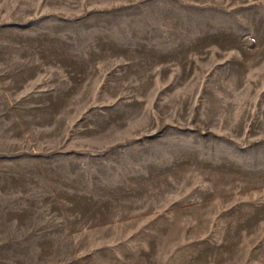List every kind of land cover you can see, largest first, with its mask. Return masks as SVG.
<instances>
[{
    "label": "rangeland",
    "instance_id": "1",
    "mask_svg": "<svg viewBox=\"0 0 264 264\" xmlns=\"http://www.w3.org/2000/svg\"><path fill=\"white\" fill-rule=\"evenodd\" d=\"M0 264H264V0H0Z\"/></svg>",
    "mask_w": 264,
    "mask_h": 264
}]
</instances>
